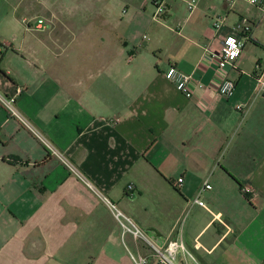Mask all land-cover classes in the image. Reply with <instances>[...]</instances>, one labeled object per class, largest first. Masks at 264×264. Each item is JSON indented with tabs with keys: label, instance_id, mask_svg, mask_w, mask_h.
Returning <instances> with one entry per match:
<instances>
[{
	"label": "crops",
	"instance_id": "obj_1",
	"mask_svg": "<svg viewBox=\"0 0 264 264\" xmlns=\"http://www.w3.org/2000/svg\"><path fill=\"white\" fill-rule=\"evenodd\" d=\"M189 1L168 0L153 19L146 0H129L135 12L123 29L119 14L0 0V92L22 91L20 112L93 186L0 105V264H136L148 252L106 200L159 245L180 236L199 264H264V100L255 77L264 2L196 0L191 11ZM218 14L226 22L216 32ZM228 36L244 46L220 71L212 55ZM170 66L206 88L186 98L165 78ZM224 79L236 86L229 99L217 90ZM205 182L211 189L202 191Z\"/></svg>",
	"mask_w": 264,
	"mask_h": 264
},
{
	"label": "built area",
	"instance_id": "obj_2",
	"mask_svg": "<svg viewBox=\"0 0 264 264\" xmlns=\"http://www.w3.org/2000/svg\"><path fill=\"white\" fill-rule=\"evenodd\" d=\"M168 0H152L155 8L153 19H157L160 15L167 11ZM251 6L261 5L264 0H242ZM188 7L193 11L196 7V0L187 2ZM226 22L224 15L218 14L213 18V27L216 32H219ZM40 21L39 24H42ZM240 31L243 34H248L251 31V26L245 20L239 26ZM243 41L236 36L226 37L221 45L219 52L212 55L213 59L218 64L220 71H226L232 67L235 61L240 56L243 49ZM164 76L167 80L171 81L176 89L182 93L186 98L191 99L194 95L195 89H204L206 86L199 80L195 79L192 75L185 74L179 71L176 67L170 66L165 72ZM256 77V91L262 96L264 100V65L259 64L255 73ZM235 83L229 79H224L219 84L217 90L219 95L223 98L229 99L235 92ZM22 93L20 89L17 90L15 96H8L0 92V105L5 108L10 118H13L20 122L26 129H28L41 144L46 148L50 156L57 158L64 166L82 182L92 188V184L85 178V176L73 165V163L61 153L45 136L38 132L29 121L23 116L17 107V97ZM245 106L243 104L237 105V110L243 111ZM183 179H179L175 186L182 185ZM134 186L129 185L127 187L128 192H134ZM211 189V185L208 182L203 184L202 191ZM201 191V192H202ZM248 191V190H246ZM105 199V198H104ZM106 200V199H105ZM111 210L114 212L115 217L122 225L125 234L131 235L134 240L141 242L144 245L145 250L148 252V256H138L133 259L136 264H199L196 257L190 252L184 244L180 236L169 239L164 245L157 244L146 232H144L131 217L125 215L122 211L117 209L109 200H106ZM194 204L204 206V202L196 197L193 200ZM150 259V262H148Z\"/></svg>",
	"mask_w": 264,
	"mask_h": 264
},
{
	"label": "rangeland",
	"instance_id": "obj_3",
	"mask_svg": "<svg viewBox=\"0 0 264 264\" xmlns=\"http://www.w3.org/2000/svg\"><path fill=\"white\" fill-rule=\"evenodd\" d=\"M55 11L70 12V14L82 13L90 14L95 11H101L103 14L109 15L112 18L116 15H122L121 28L129 27V14L134 13V9L129 8V0H53ZM67 2V3H66ZM152 0H146L147 15L151 18L154 12V7L151 4ZM117 4V5H116ZM150 203V200H149ZM155 211L159 210V206L151 204L150 208Z\"/></svg>",
	"mask_w": 264,
	"mask_h": 264
}]
</instances>
